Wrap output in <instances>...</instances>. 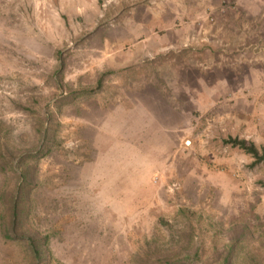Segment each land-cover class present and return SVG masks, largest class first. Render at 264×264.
I'll return each mask as SVG.
<instances>
[{
    "label": "rangeland",
    "instance_id": "rangeland-1",
    "mask_svg": "<svg viewBox=\"0 0 264 264\" xmlns=\"http://www.w3.org/2000/svg\"><path fill=\"white\" fill-rule=\"evenodd\" d=\"M230 137L264 149V0H0V264L264 261Z\"/></svg>",
    "mask_w": 264,
    "mask_h": 264
},
{
    "label": "trees",
    "instance_id": "trees-1",
    "mask_svg": "<svg viewBox=\"0 0 264 264\" xmlns=\"http://www.w3.org/2000/svg\"><path fill=\"white\" fill-rule=\"evenodd\" d=\"M226 142L232 146L243 150L253 158V163H259L264 160V149L259 151L253 143H247L244 139L228 138ZM35 254L38 256V251L34 248ZM234 246L232 244L226 245V251L222 254L223 257L216 264H264V261H258L255 257L249 255L243 259H232Z\"/></svg>",
    "mask_w": 264,
    "mask_h": 264
}]
</instances>
